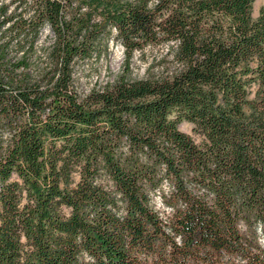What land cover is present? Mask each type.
I'll return each mask as SVG.
<instances>
[{
	"label": "trees",
	"instance_id": "16d2710c",
	"mask_svg": "<svg viewBox=\"0 0 264 264\" xmlns=\"http://www.w3.org/2000/svg\"><path fill=\"white\" fill-rule=\"evenodd\" d=\"M253 1L19 0L32 13L18 34L33 45L48 26L54 68L33 80L0 44V264H264ZM109 37L127 62L169 43L177 66L131 79L126 62L79 97L71 65Z\"/></svg>",
	"mask_w": 264,
	"mask_h": 264
},
{
	"label": "rangeland",
	"instance_id": "374dc122",
	"mask_svg": "<svg viewBox=\"0 0 264 264\" xmlns=\"http://www.w3.org/2000/svg\"><path fill=\"white\" fill-rule=\"evenodd\" d=\"M0 9V15L12 18V21L0 30V44L6 46V58L14 63L23 61L24 66L19 70L33 80L47 78L54 68L48 54L54 39L50 28L45 26L31 45L30 36H21L17 31L18 22L30 16L31 9L21 5L19 0H0ZM260 14L264 17V0H254L252 15L257 18ZM106 44L105 51L100 55L94 53L87 59H76L71 65L72 86L79 97L85 96L91 90L114 84L123 73L127 61L121 44L112 37L108 38ZM171 46L169 43L149 44L134 51L127 62L128 77L159 79L170 74L177 66L173 60ZM179 128L192 134V125L187 121L180 122ZM154 203L156 207H160L158 197ZM161 212L164 213L162 209ZM262 243L264 244V238Z\"/></svg>",
	"mask_w": 264,
	"mask_h": 264
}]
</instances>
